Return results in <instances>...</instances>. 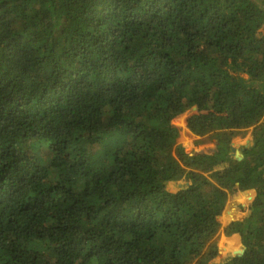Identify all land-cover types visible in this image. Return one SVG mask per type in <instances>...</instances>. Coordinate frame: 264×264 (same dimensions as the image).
<instances>
[{
    "label": "trees",
    "instance_id": "obj_1",
    "mask_svg": "<svg viewBox=\"0 0 264 264\" xmlns=\"http://www.w3.org/2000/svg\"><path fill=\"white\" fill-rule=\"evenodd\" d=\"M263 119L264 0H0V264H264Z\"/></svg>",
    "mask_w": 264,
    "mask_h": 264
},
{
    "label": "rangeland",
    "instance_id": "obj_2",
    "mask_svg": "<svg viewBox=\"0 0 264 264\" xmlns=\"http://www.w3.org/2000/svg\"><path fill=\"white\" fill-rule=\"evenodd\" d=\"M197 112V109L196 107H192L190 109H188L186 112L182 113V114H179L178 116H182L183 117V123H175L176 121V118L178 116H176L173 120V124L178 126V127H181L182 128V131L184 130V127L186 128V119L187 117H189L190 115L194 114ZM264 124V119L263 121L259 124ZM253 127V126H252ZM259 127V126H258ZM249 128H246V129H238V130H229V132L231 133V135H236L234 136V143L236 142V140L239 138V136H247L248 132H249ZM222 131H228L227 128L225 127H222V128H219L218 130H216L215 132H222ZM191 133V132H190ZM192 134V133H191ZM210 134H214V132L212 133H209L207 134L206 138L205 139H202V143L200 142V144H198L199 142L195 141V140H191V138L189 139V137L187 138H184L182 139V141H185V144L187 145L188 149H189V153H201V154H205V153H208L210 154L208 151V147L215 141V138H211L210 137ZM194 135V134H192ZM189 140V141H188ZM204 142V143H203ZM238 142V141H237ZM240 143V142H239ZM224 165V164H223ZM212 166V165H211ZM222 168V165H219V167H216V169L213 167L214 170H217V169H220ZM194 171H196L197 173L199 172H203L204 174L206 175H210L211 173H213L212 171H209V172H205V171H201L200 169L198 168H195ZM181 181L183 182V184L186 182L185 181V178H182ZM175 185H177L176 182H174ZM172 185L171 187H169L170 189H174V188H177V186L175 185ZM186 184V183H185ZM222 219V218H221ZM223 222H225L224 219H222ZM236 237V238H235ZM238 237V238H237ZM235 238V239H234ZM237 239V240H236ZM218 245H219V248H220V251L218 253V257L216 259H218V262H223L225 261L227 258L233 256V255H236L238 253V251L242 248V243H241V240H240V237L237 236V235H230V236H225L223 234H221L219 236V239H218ZM241 245V246H239ZM227 247V248H226ZM215 259L212 261V263H215ZM217 263V262H216Z\"/></svg>",
    "mask_w": 264,
    "mask_h": 264
},
{
    "label": "crops",
    "instance_id": "obj_3",
    "mask_svg": "<svg viewBox=\"0 0 264 264\" xmlns=\"http://www.w3.org/2000/svg\"><path fill=\"white\" fill-rule=\"evenodd\" d=\"M227 130H228L227 132H229V129H227ZM222 132H223V131H222ZM230 135H231V133L229 132L228 141H229L230 143H234V141H233V140H234V139H233L234 137H231V138H230ZM184 136H185V137H184ZM235 136H236V135H235ZM183 137H184V138L189 137V139L191 138V140H195V141L199 142L198 144H200V142L202 143V139H205L207 136H206V135H205V136H196V135H192V134L190 133V131H189L187 128L184 127V130H183ZM183 137H182V139H183ZM186 140H187V139H186ZM186 140H185V141H186ZM185 141H182V140H181V144H182V146L185 148V150H186L187 152H190L189 149H188V147H187V145L185 144ZM188 141H189V140H188ZM203 143H204V142H203ZM221 165H222V168H223L224 165H223V164H221ZM222 168L213 171V173L218 172V171L221 170ZM181 179H182V178H179V179H177V180H175V181H171V182L168 184V189H169L170 191L174 192V191L178 190L179 188H181L182 186H184L186 182L183 184V182L181 181ZM174 182H176L178 186L175 185ZM173 184H174L175 186H177V188L170 189L169 187H171ZM255 193H256V192H255ZM255 193H253V195L251 196V198H250V199H247V200H241V201H237V202H234V199L231 200L230 203H232L233 206H230V203H229V208H228L227 210L224 211V213L222 214L221 218L224 219L225 221H227V220H230V221H231V220H240V219H242V218L244 217V215H245L246 206H247V204L253 199ZM242 194H243V191L240 190V192H239V194L237 195L236 198L240 197ZM239 205H242V206H243V209H241ZM234 235H235V234H234ZM235 238H236V237H235ZM235 238H234V239H235ZM237 238H238V237H237ZM236 240H237V239H236ZM239 246H241V245H239ZM217 257H218V256H217ZM217 257H216V258H217ZM216 258H215V261H216L217 263H219V262H218V259H216ZM216 262H215V263H216ZM220 262H221V261H220ZM213 264H214V263H213Z\"/></svg>",
    "mask_w": 264,
    "mask_h": 264
},
{
    "label": "water",
    "instance_id": "obj_4",
    "mask_svg": "<svg viewBox=\"0 0 264 264\" xmlns=\"http://www.w3.org/2000/svg\"><path fill=\"white\" fill-rule=\"evenodd\" d=\"M224 136H225V134H224ZM210 137H211V138H215L214 134H210ZM229 143H230V142H229ZM242 252H243V249L241 248V249L238 251L237 254H241Z\"/></svg>",
    "mask_w": 264,
    "mask_h": 264
},
{
    "label": "bare ground",
    "instance_id": "obj_5",
    "mask_svg": "<svg viewBox=\"0 0 264 264\" xmlns=\"http://www.w3.org/2000/svg\"><path fill=\"white\" fill-rule=\"evenodd\" d=\"M227 248V247H226Z\"/></svg>",
    "mask_w": 264,
    "mask_h": 264
}]
</instances>
